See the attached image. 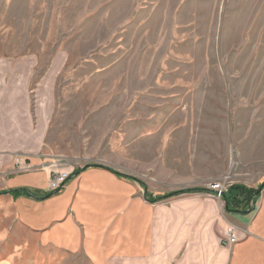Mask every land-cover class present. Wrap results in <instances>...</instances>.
Returning <instances> with one entry per match:
<instances>
[{
    "label": "rangeland",
    "instance_id": "1",
    "mask_svg": "<svg viewBox=\"0 0 264 264\" xmlns=\"http://www.w3.org/2000/svg\"><path fill=\"white\" fill-rule=\"evenodd\" d=\"M263 152L264 0H0V161L18 172L100 165L157 198L218 168L232 185Z\"/></svg>",
    "mask_w": 264,
    "mask_h": 264
},
{
    "label": "crops",
    "instance_id": "2",
    "mask_svg": "<svg viewBox=\"0 0 264 264\" xmlns=\"http://www.w3.org/2000/svg\"><path fill=\"white\" fill-rule=\"evenodd\" d=\"M31 158L28 172L0 161V264H264V189L243 212L227 211L211 192L174 197L165 207L149 202L147 187L128 174L89 167L75 175L78 168L62 164L71 178L51 194V159ZM245 162L232 185L258 189L264 152ZM228 170L218 168L217 180ZM203 180L177 188L205 189L196 185ZM181 226L189 236L177 241ZM228 227L235 228L234 245L225 241Z\"/></svg>",
    "mask_w": 264,
    "mask_h": 264
},
{
    "label": "trees",
    "instance_id": "3",
    "mask_svg": "<svg viewBox=\"0 0 264 264\" xmlns=\"http://www.w3.org/2000/svg\"><path fill=\"white\" fill-rule=\"evenodd\" d=\"M89 167H100L104 168L102 166L98 165H87L83 169H78L74 173L79 174L82 170L89 168ZM110 170V169H108ZM111 172L115 173L113 170H110ZM117 175L123 176L121 174L116 173ZM125 178H128L130 180L136 181L140 183L144 188V184L141 183V181L137 180L136 178H132L129 176H123ZM146 189V188H145ZM262 189H264V184H262L258 189H249L244 186L239 185H231L226 193L223 194L222 199L226 204L227 211L229 212H239L244 211L249 208V203L254 201L261 193ZM195 193H210L207 189H186V190H180L168 195H165L163 197H157V198H151L149 194L146 193V197L151 203H159L166 200H169L174 197L182 196V195H189V194H195Z\"/></svg>",
    "mask_w": 264,
    "mask_h": 264
},
{
    "label": "built area",
    "instance_id": "4",
    "mask_svg": "<svg viewBox=\"0 0 264 264\" xmlns=\"http://www.w3.org/2000/svg\"><path fill=\"white\" fill-rule=\"evenodd\" d=\"M25 160L23 162L18 161L16 163L18 168L24 166L25 168H31L30 163ZM54 171L51 174L49 179V191L50 192H58L61 190L66 182L70 179V173L59 170L60 165L54 164ZM231 186L229 176H225L222 180L216 181L209 185V191L214 194V196L218 199H222L224 193H226L227 189ZM225 241L229 245H234L237 243V237L235 233L234 227H228L225 231Z\"/></svg>",
    "mask_w": 264,
    "mask_h": 264
}]
</instances>
